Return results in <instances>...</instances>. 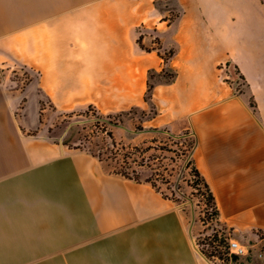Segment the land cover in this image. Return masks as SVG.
Instances as JSON below:
<instances>
[{"label": "crops", "instance_id": "obj_1", "mask_svg": "<svg viewBox=\"0 0 264 264\" xmlns=\"http://www.w3.org/2000/svg\"><path fill=\"white\" fill-rule=\"evenodd\" d=\"M154 1L0 0V47L27 48L32 33L59 49L48 62L54 70L66 66L51 76L67 90L92 62L114 63L121 74L137 63L142 90L149 71L168 64L177 75L154 84L153 125L190 130L192 158L213 190L220 222L237 239L260 240L264 4L171 0L178 11L171 19ZM139 26L143 43L152 47L158 36V48L137 44ZM168 49L174 54L166 62ZM13 108L0 86V264H211L174 200L150 182L109 171L90 152L24 135Z\"/></svg>", "mask_w": 264, "mask_h": 264}, {"label": "rangeland", "instance_id": "obj_2", "mask_svg": "<svg viewBox=\"0 0 264 264\" xmlns=\"http://www.w3.org/2000/svg\"><path fill=\"white\" fill-rule=\"evenodd\" d=\"M154 6L166 13L167 18L173 19L178 12L171 6V0H155ZM262 17L264 20V13ZM142 29V26L137 29V44L144 50L158 48V36L153 37L152 47L143 43ZM37 44L41 45L40 50L44 47L45 58L37 56ZM53 51L59 53V49L46 47L32 33L27 48L0 47V86L11 95L22 133L47 138L67 150L90 152L113 173L130 165L131 173L133 170L140 173V181L150 180L163 196L174 200L191 218L194 236L204 251L220 249V235L226 231L237 238L233 230L220 222L219 214L215 215L204 184L194 186L192 151L195 141L190 130L172 132L168 126H154L151 121L159 110L149 85L169 80L173 69L165 64L160 72L150 70L147 89L142 90L137 63L134 67L131 63L125 65L121 74L114 63L92 62L86 65V70H79L74 90H67L51 76L59 71L54 70L55 64L48 62L52 60ZM172 51L161 53L166 62ZM61 68L60 74L66 66L61 65ZM85 75L88 77L83 79ZM109 132L117 141L116 146ZM121 143L125 148L120 147ZM125 154L131 157L126 159ZM239 240L251 250L248 255L233 257L227 264H258L264 260V256L258 257V250L264 252L263 237L257 241Z\"/></svg>", "mask_w": 264, "mask_h": 264}, {"label": "built area", "instance_id": "obj_3", "mask_svg": "<svg viewBox=\"0 0 264 264\" xmlns=\"http://www.w3.org/2000/svg\"><path fill=\"white\" fill-rule=\"evenodd\" d=\"M241 83L243 84L242 80ZM220 238L222 241L220 249H214L207 252L206 249L205 251L202 250L201 244H199L196 237L193 236L195 245L203 251V254L211 264H227L233 260V257L248 255L251 250V247H248L247 244L235 238L230 231H226L223 235H220ZM263 256L264 252L258 250V257Z\"/></svg>", "mask_w": 264, "mask_h": 264}, {"label": "trees", "instance_id": "obj_4", "mask_svg": "<svg viewBox=\"0 0 264 264\" xmlns=\"http://www.w3.org/2000/svg\"><path fill=\"white\" fill-rule=\"evenodd\" d=\"M263 4H264V0H260ZM174 54V51L171 52V56ZM155 71H153L154 73ZM177 75V72L175 70H173V73L169 76V81H172ZM229 80V79H227ZM154 84H150L149 85V91L152 93L153 89H154ZM109 135L111 136L112 138V141H113V145L116 146L118 143L117 141L114 139L113 135L111 132H109ZM121 148H125V145H123L122 143L120 144ZM120 147H118V149H121ZM112 153H113V150L109 149ZM118 154V153H116ZM101 156V155H100ZM131 156L128 155V154H125V158L126 159H129ZM129 161H126L127 164ZM129 168H130V165L128 166H122V169L118 170L116 173L117 174H121L127 178H131V179H134V180H137V181H140V173H138L137 171L133 170L132 173L131 171H129ZM192 171H193V175L196 177V185L194 186H197L199 185L200 183L201 184H204V186L207 188L208 192H209V200L210 202L213 204L214 208H215V215L219 214V209H218V205H217V201H216V198H215V195L210 187V184L208 183V181L206 180V178L202 175V173L200 172V170L198 169V167L196 165H193L192 167ZM133 174V176H132ZM147 182H150L152 183L150 180H147ZM153 184V183H152ZM154 185V184H153Z\"/></svg>", "mask_w": 264, "mask_h": 264}, {"label": "bare ground", "instance_id": "obj_5", "mask_svg": "<svg viewBox=\"0 0 264 264\" xmlns=\"http://www.w3.org/2000/svg\"><path fill=\"white\" fill-rule=\"evenodd\" d=\"M83 78V77H82ZM83 81V80H82Z\"/></svg>", "mask_w": 264, "mask_h": 264}]
</instances>
